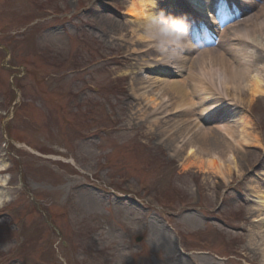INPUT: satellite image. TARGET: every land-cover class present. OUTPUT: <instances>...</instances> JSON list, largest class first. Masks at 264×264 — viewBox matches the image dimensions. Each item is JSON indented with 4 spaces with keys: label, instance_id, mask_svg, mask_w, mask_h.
Masks as SVG:
<instances>
[{
    "label": "rangeland",
    "instance_id": "1",
    "mask_svg": "<svg viewBox=\"0 0 264 264\" xmlns=\"http://www.w3.org/2000/svg\"><path fill=\"white\" fill-rule=\"evenodd\" d=\"M100 2L0 0V264H263L247 256L242 199L264 146L245 148L244 177L223 185L182 174L144 123L125 132L136 57L105 19L126 30V1ZM250 107L264 145V100Z\"/></svg>",
    "mask_w": 264,
    "mask_h": 264
},
{
    "label": "bare ground",
    "instance_id": "2",
    "mask_svg": "<svg viewBox=\"0 0 264 264\" xmlns=\"http://www.w3.org/2000/svg\"><path fill=\"white\" fill-rule=\"evenodd\" d=\"M98 1L97 7H103L102 0ZM125 1L121 11L126 30L114 18L105 20L110 22L111 33L121 32L119 40L136 57L131 70L124 74L130 75L131 99L135 102L128 111V126L136 130L142 122L147 125V137L153 134L156 146L163 147L171 161L180 165L182 174L193 171L210 175L221 179L223 185L241 179L248 159L245 148L264 146L252 116L245 110L250 111L255 100H264V52H254L264 51V4L247 0L251 15L243 16L246 18L237 24L230 21L225 29L221 28L223 11L219 10L206 29L207 35L198 38L220 37L222 45L198 50L200 46L185 36L179 44L168 43L170 37L155 26L163 12L165 17L180 16L178 8L170 14L172 10L166 7L169 0ZM233 1L244 7L242 0ZM207 116H214L215 121L208 123ZM5 170L0 163V174ZM260 173L245 175L251 179L244 185L247 195L242 202L249 203L247 256L252 253L264 264V171ZM2 186L7 187L8 181L0 175ZM236 199L241 200V196ZM3 204L0 194V207Z\"/></svg>",
    "mask_w": 264,
    "mask_h": 264
},
{
    "label": "clouds",
    "instance_id": "3",
    "mask_svg": "<svg viewBox=\"0 0 264 264\" xmlns=\"http://www.w3.org/2000/svg\"><path fill=\"white\" fill-rule=\"evenodd\" d=\"M161 18L154 22L155 26L161 33L170 37L168 43L179 44L189 28L187 20L182 17H165L163 14H161Z\"/></svg>",
    "mask_w": 264,
    "mask_h": 264
}]
</instances>
